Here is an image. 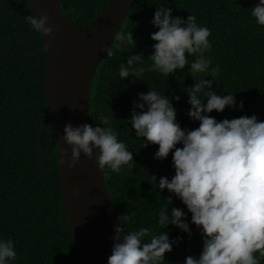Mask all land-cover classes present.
I'll return each instance as SVG.
<instances>
[{
  "label": "trees",
  "instance_id": "trees-1",
  "mask_svg": "<svg viewBox=\"0 0 264 264\" xmlns=\"http://www.w3.org/2000/svg\"><path fill=\"white\" fill-rule=\"evenodd\" d=\"M61 6L79 25H86L101 15L110 0H59ZM259 0H135L118 35L133 32L136 47H118L114 40L113 56L105 58L96 71L90 98V124L100 126V118L108 116L111 127L128 150L133 152L132 168L121 172L103 169L117 218L135 213L121 222L125 232L148 228L152 235L168 233L170 239L183 237L165 254L163 264H184L186 257H199L203 249L200 231L191 223V213L181 200L161 192V177L175 175L172 153L158 160L154 154L159 145L144 146L143 138L135 135L131 113L139 93L155 90L168 96L177 112L182 128L193 130L199 121L188 116L190 105L187 88L196 79L190 65L176 70L169 77L148 71L149 58L156 41L151 33L158 29L151 23L155 11L163 4L172 9L173 17L187 19L191 14L196 23L211 31L212 47L206 56L211 67L219 66L213 80V91L219 95H235L243 101V109L227 108L223 113L208 114L218 121L256 115L264 121V26L257 24L251 9ZM33 15L28 0H0V238L11 239L17 253L9 264H82L70 231L62 201L61 174L55 134L48 118L45 94L46 48L41 34L30 30L25 18ZM133 54L142 59L133 67L143 68L140 78L121 79L119 68ZM196 56H188L189 62ZM204 75V74H199ZM175 96L180 100L176 101ZM207 102L206 100L204 101ZM140 111V109H135ZM182 147V145H177ZM156 177V181L152 176ZM167 205L179 207L188 216L192 236L178 227L167 229L158 223V214ZM151 236L145 238L150 242ZM264 264V257L254 253Z\"/></svg>",
  "mask_w": 264,
  "mask_h": 264
},
{
  "label": "clouds",
  "instance_id": "clouds-1",
  "mask_svg": "<svg viewBox=\"0 0 264 264\" xmlns=\"http://www.w3.org/2000/svg\"><path fill=\"white\" fill-rule=\"evenodd\" d=\"M251 15L257 24L264 26V0L251 9ZM25 20L30 30L38 34L46 36L53 32L47 26V15L38 18L33 13ZM151 23L158 31L151 33L156 43L149 57L153 63L147 70L169 77L190 65L189 72L197 81L187 88V94L191 106L188 116L199 121L198 128H182L172 100L153 89L139 93V102H135L128 121L135 135L145 141L143 147L159 145L155 159L164 160L172 153L175 175L171 179L161 177L158 188L171 194L166 198L168 204H173V196L182 201L203 239L199 257L188 256L184 264H260L254 253L264 257V121L256 115L222 121L208 115L214 110L223 113L226 107L242 110L244 105L232 93L217 94L212 90L213 80L205 79L210 76L215 80L220 69L218 65L211 67L212 59L205 55L212 47L208 39L211 31L199 26L194 15L186 20L173 17L172 9L162 4ZM115 40L122 49L128 45L136 47L133 32L116 35ZM101 51H106L108 57L114 55L111 48ZM193 55L196 59L189 62L188 56ZM142 57L129 56L126 65H120L119 77L140 78L145 69L133 66ZM175 100L179 101L180 97L175 96ZM99 123L103 127L65 126L63 139L71 148V160L65 148L61 162L74 168L82 153L92 158L95 152L101 170L107 168L119 173L125 166L131 169L133 152L118 140L110 118L102 116ZM152 178L156 181L154 175ZM134 215L118 217L108 264H163L165 254L183 237L170 239L165 231L152 235L144 227L125 232L121 222L127 223ZM158 223L164 229L173 225L188 233L189 238L192 236L188 216L179 207L172 206L170 211L167 205L162 207ZM149 236L150 242H145ZM16 257L13 241L0 238V264H9Z\"/></svg>",
  "mask_w": 264,
  "mask_h": 264
},
{
  "label": "water",
  "instance_id": "water-1",
  "mask_svg": "<svg viewBox=\"0 0 264 264\" xmlns=\"http://www.w3.org/2000/svg\"><path fill=\"white\" fill-rule=\"evenodd\" d=\"M39 18L49 17L51 35L42 36L46 48L45 94L48 118L57 144L62 201L82 264H108L118 226L103 170L81 154L74 168L62 163L64 128L90 124L93 80L106 51L120 32L135 0H110L106 10L86 25H79L59 0H28ZM79 194H75L76 191Z\"/></svg>",
  "mask_w": 264,
  "mask_h": 264
}]
</instances>
